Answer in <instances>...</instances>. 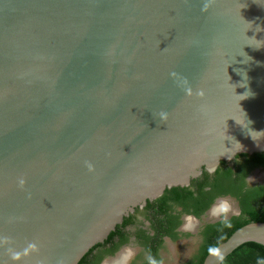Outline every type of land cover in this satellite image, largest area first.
Wrapping results in <instances>:
<instances>
[{
	"label": "water",
	"instance_id": "1",
	"mask_svg": "<svg viewBox=\"0 0 264 264\" xmlns=\"http://www.w3.org/2000/svg\"><path fill=\"white\" fill-rule=\"evenodd\" d=\"M239 152H264V0H0V264H78ZM246 242L264 222L202 264Z\"/></svg>",
	"mask_w": 264,
	"mask_h": 264
},
{
	"label": "flooded vegetation",
	"instance_id": "2",
	"mask_svg": "<svg viewBox=\"0 0 264 264\" xmlns=\"http://www.w3.org/2000/svg\"><path fill=\"white\" fill-rule=\"evenodd\" d=\"M253 154L221 159L212 171L202 166L187 185L167 187L136 206L81 264H198L221 223L220 216L211 215L221 201L231 204L229 220L247 219L250 209L264 216V164L253 163ZM173 188L186 189L176 194Z\"/></svg>",
	"mask_w": 264,
	"mask_h": 264
},
{
	"label": "trees",
	"instance_id": "3",
	"mask_svg": "<svg viewBox=\"0 0 264 264\" xmlns=\"http://www.w3.org/2000/svg\"><path fill=\"white\" fill-rule=\"evenodd\" d=\"M251 161H253V163L264 164V152L253 154ZM228 172H230V170H228ZM181 189L184 190L186 188H173L171 192L179 194V190ZM210 201H208L205 205H202L196 213L199 214L202 210H204L209 205ZM246 212L249 216L247 219H231L229 220V224L227 226L222 223H218L216 225V235L213 240H209L208 244L205 246L198 264L202 263L204 257L210 252V249H213L219 243L226 240L228 236L237 228L249 222H264V216H260L258 211L250 209L246 210ZM112 234L113 233H111V235ZM86 255L87 254H85L78 264H81L84 261ZM262 261H264V245L255 242H246L238 246L227 257H225L221 264H260Z\"/></svg>",
	"mask_w": 264,
	"mask_h": 264
},
{
	"label": "clouds",
	"instance_id": "4",
	"mask_svg": "<svg viewBox=\"0 0 264 264\" xmlns=\"http://www.w3.org/2000/svg\"><path fill=\"white\" fill-rule=\"evenodd\" d=\"M253 139L257 140L256 137ZM23 184V181H21ZM213 215H217L221 217V223L225 226L229 224V213L232 211L231 204L228 201H221L218 205L213 208ZM213 250L210 249V253ZM260 264H264V261L260 262Z\"/></svg>",
	"mask_w": 264,
	"mask_h": 264
},
{
	"label": "bare ground",
	"instance_id": "5",
	"mask_svg": "<svg viewBox=\"0 0 264 264\" xmlns=\"http://www.w3.org/2000/svg\"><path fill=\"white\" fill-rule=\"evenodd\" d=\"M213 214V211H212V213H211V215ZM189 226V225H188ZM191 226V225H190Z\"/></svg>",
	"mask_w": 264,
	"mask_h": 264
}]
</instances>
